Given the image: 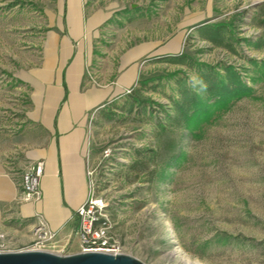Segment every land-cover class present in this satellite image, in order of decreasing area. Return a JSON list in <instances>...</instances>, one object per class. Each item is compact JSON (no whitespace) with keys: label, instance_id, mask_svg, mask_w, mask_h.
Returning a JSON list of instances; mask_svg holds the SVG:
<instances>
[{"label":"rangeland","instance_id":"obj_1","mask_svg":"<svg viewBox=\"0 0 264 264\" xmlns=\"http://www.w3.org/2000/svg\"><path fill=\"white\" fill-rule=\"evenodd\" d=\"M53 1L0 0V32L9 35L3 55L40 49ZM88 4L112 15L105 32L118 36L105 46L148 49L136 87L93 120L95 191L109 204L121 253L144 264H184L183 257L192 264H264V48L256 47L264 0ZM215 24L225 26L223 46L202 39L203 27ZM228 66L250 91L190 128L174 121L184 89L215 103L201 77L217 79ZM4 245L6 252L27 251L34 242Z\"/></svg>","mask_w":264,"mask_h":264},{"label":"crops","instance_id":"obj_2","mask_svg":"<svg viewBox=\"0 0 264 264\" xmlns=\"http://www.w3.org/2000/svg\"><path fill=\"white\" fill-rule=\"evenodd\" d=\"M55 3L47 5L40 49L4 56L9 35L0 32V241L34 242L42 216L57 234L53 251L71 255L81 252L75 215L90 196L87 158L97 161L93 120L136 87L148 49L105 46L118 36L106 35L107 8L90 11L88 0ZM40 161L42 201L24 202L22 176Z\"/></svg>","mask_w":264,"mask_h":264},{"label":"built area","instance_id":"obj_3","mask_svg":"<svg viewBox=\"0 0 264 264\" xmlns=\"http://www.w3.org/2000/svg\"><path fill=\"white\" fill-rule=\"evenodd\" d=\"M126 93L130 94L131 90L126 91ZM110 155L111 150L109 149L103 152L104 158L110 157ZM94 166L88 157L87 175L90 181V196L75 215V220L77 221L75 233L79 239V246L81 252L121 253V244L116 239L114 224L108 213L109 204L105 199L96 195V169ZM44 169L45 164L42 161L27 168L20 184V199L22 201L33 203L42 201L41 181L44 177ZM38 218L39 225L36 229V239L31 250H53L57 234L48 228L42 216H38ZM0 252H6L5 245L1 241Z\"/></svg>","mask_w":264,"mask_h":264},{"label":"trees","instance_id":"obj_4","mask_svg":"<svg viewBox=\"0 0 264 264\" xmlns=\"http://www.w3.org/2000/svg\"><path fill=\"white\" fill-rule=\"evenodd\" d=\"M224 27L222 24H215L213 26L205 25L202 29V39L223 46L224 35H222V32ZM256 47L264 48V36L258 40ZM218 76V80L212 74L201 77L207 93L216 99L215 103L210 104L197 93H191L188 89H184L181 92L184 102H176L178 116L174 121L178 122V124H187L186 127L190 128L194 124V120H199L202 116H206L213 107L227 104L233 98L240 97L247 91H250V87H248L242 80L240 74L232 66L226 67L225 75L218 74ZM143 85H148V82L143 83Z\"/></svg>","mask_w":264,"mask_h":264},{"label":"water","instance_id":"obj_5","mask_svg":"<svg viewBox=\"0 0 264 264\" xmlns=\"http://www.w3.org/2000/svg\"><path fill=\"white\" fill-rule=\"evenodd\" d=\"M0 264H144L124 253L79 252L62 255L48 250L0 252Z\"/></svg>","mask_w":264,"mask_h":264},{"label":"bare ground","instance_id":"obj_6","mask_svg":"<svg viewBox=\"0 0 264 264\" xmlns=\"http://www.w3.org/2000/svg\"><path fill=\"white\" fill-rule=\"evenodd\" d=\"M177 253H181V252H179V251H177ZM182 254V253H181ZM182 256V255H181ZM183 257V256H182ZM183 262H184V264H192V263H189V261L187 260V259H185L184 257H183Z\"/></svg>","mask_w":264,"mask_h":264}]
</instances>
